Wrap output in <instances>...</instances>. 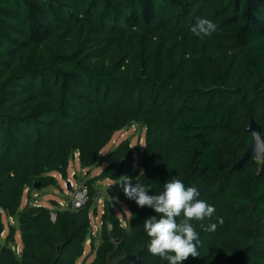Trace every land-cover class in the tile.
Masks as SVG:
<instances>
[{
  "label": "trees",
  "instance_id": "trees-1",
  "mask_svg": "<svg viewBox=\"0 0 264 264\" xmlns=\"http://www.w3.org/2000/svg\"><path fill=\"white\" fill-rule=\"evenodd\" d=\"M199 18L231 33L208 65L194 58L206 39L191 31ZM232 112L253 117L264 138V0H0V215L18 219L21 242L18 257L11 226L0 264L86 260L91 183L78 209L53 200L54 221L49 206L29 204L37 183L67 177L77 153L83 168L109 162L103 177L124 162L122 175L150 185V195L173 175L198 188L216 209L203 223L217 227L193 221L200 256L182 264H264V158L235 167L253 136L250 121L237 129ZM132 123L146 127L139 170L128 140L101 156ZM119 198L129 226L107 202L103 223L113 229L104 225L87 264H134L127 256L140 250V264H168L147 250L143 221L154 210L122 187Z\"/></svg>",
  "mask_w": 264,
  "mask_h": 264
},
{
  "label": "rangeland",
  "instance_id": "rangeland-1",
  "mask_svg": "<svg viewBox=\"0 0 264 264\" xmlns=\"http://www.w3.org/2000/svg\"><path fill=\"white\" fill-rule=\"evenodd\" d=\"M231 33L229 30L223 31V34H218L214 32L211 36H206L205 40L200 43V49L203 52L195 54V60L204 59L202 65H208L211 61L209 52L211 48H222L225 44L228 45L231 40ZM157 43L156 49L157 51ZM170 48V47H169ZM166 50L164 55L167 58H175L174 54L169 50ZM171 73V72H170ZM154 80H156L154 78ZM158 87L162 82L167 83L165 80H156ZM234 113V112H232ZM251 119V118H250ZM242 120H245L247 126L250 121L246 118V115H237L236 112L233 114V121L237 124V129L244 127ZM128 140L130 146L134 149V160L133 169L139 170L138 159L143 153L145 141H146V127L142 124L132 123L123 128L122 130L115 133L111 143L105 149H103L101 156L107 155L111 150L115 149L121 142ZM109 162L103 164H97L89 168H83L80 166L78 161V154L71 160V164L68 168L67 177H63L55 173L58 179L54 184L44 185L43 187H36L35 189L29 191V204L35 205H47L53 211L57 209V205L53 200H57L59 203L67 204L72 196V192L81 187H88L91 183L95 189L94 194L92 195L93 203L91 205V228L87 235L85 241V255L86 260L83 258L77 260L76 264H87L88 261L92 260L94 256V250L102 241V232L104 225H107L108 230L113 229V223L111 220H108L107 223H103V211L107 207V202L112 206L114 213L118 219L119 225L125 228H128L129 222L131 220V212L128 205L119 198V192L121 189V184L118 183L120 180L125 179V176L122 175L119 177H113L108 175L103 177V172ZM68 184H70L71 189H69ZM24 203L28 202V196L25 197ZM0 240L2 243H6V238L11 226L15 227V242L10 243L9 245L15 252V254L20 257L21 255V242H20V231H19V222L15 216H10L5 212H1L0 215ZM117 242V241H116ZM84 255V256H85Z\"/></svg>",
  "mask_w": 264,
  "mask_h": 264
},
{
  "label": "clouds",
  "instance_id": "clouds-1",
  "mask_svg": "<svg viewBox=\"0 0 264 264\" xmlns=\"http://www.w3.org/2000/svg\"><path fill=\"white\" fill-rule=\"evenodd\" d=\"M217 30V25L206 18H199L191 31L197 36H211ZM254 139L253 152L256 155L264 153V143H261L259 133H252ZM142 173V172H141ZM126 198L135 201L138 207H149L155 215H150L143 221V228L150 243L147 250L153 256L166 260L168 264H182L190 256L199 257V233L193 221L199 222L205 231H215L217 224L207 226L205 220H211L216 212L213 205L200 199V192L195 186H187L175 175L163 185V190L154 195L149 194L150 185L131 183V178L125 176L120 180ZM220 223L223 221L220 220Z\"/></svg>",
  "mask_w": 264,
  "mask_h": 264
},
{
  "label": "water",
  "instance_id": "water-1",
  "mask_svg": "<svg viewBox=\"0 0 264 264\" xmlns=\"http://www.w3.org/2000/svg\"><path fill=\"white\" fill-rule=\"evenodd\" d=\"M249 130L251 131V133H253V132L259 133L261 143H264V138L261 135V127L255 121V119L253 117H251V119H250ZM253 146H254V139L252 140V144L248 148L245 149L244 153L239 158V161L235 164L236 168L241 167L243 165V163L245 161L249 160L250 158H254L256 160H262L264 158V153H261L259 155L254 154ZM123 167H124V162H122L121 165L119 166V168L113 173V176L116 177V178L121 176V174L123 172ZM35 186L39 187L40 184L37 183ZM68 186H69V189H71L70 184H68ZM0 229H1V225H0ZM141 253H142V251L140 250L139 252H137L135 254H129L127 256V259L129 261L133 262L134 264H140L141 263V258H140L141 257Z\"/></svg>",
  "mask_w": 264,
  "mask_h": 264
},
{
  "label": "built area",
  "instance_id": "built-area-1",
  "mask_svg": "<svg viewBox=\"0 0 264 264\" xmlns=\"http://www.w3.org/2000/svg\"><path fill=\"white\" fill-rule=\"evenodd\" d=\"M78 154V153H77ZM72 196L67 204L59 203V208H70L72 210L78 209L84 206L89 200V189L87 187H81L72 192ZM35 205V204H34ZM41 205V204H39ZM105 210V209H104ZM104 213V211H103ZM57 214L55 211L51 212V219L56 220Z\"/></svg>",
  "mask_w": 264,
  "mask_h": 264
}]
</instances>
